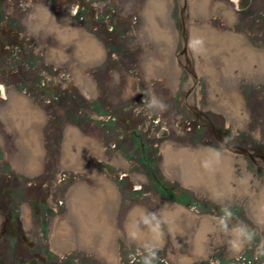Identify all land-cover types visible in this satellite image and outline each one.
I'll return each mask as SVG.
<instances>
[{
	"label": "rangeland",
	"instance_id": "obj_1",
	"mask_svg": "<svg viewBox=\"0 0 264 264\" xmlns=\"http://www.w3.org/2000/svg\"><path fill=\"white\" fill-rule=\"evenodd\" d=\"M192 1L166 2L164 23L172 38L164 52L163 42L147 26V0H0V83L9 97L0 100V253L10 257L11 237L23 233L38 251L43 246L42 256L53 250L57 260L65 256L69 264H110L90 240L99 235L98 227L111 226L110 247L117 257L111 264H119L121 255L128 258L151 241H143L137 230L132 232L137 236L128 231L130 213L137 209L167 216L166 210L176 217L174 225L168 219L163 227L161 261L264 264L256 255L264 242V63L257 60L251 67L247 57L227 51L226 59L216 52L207 58L190 56L186 46L191 26L210 24L242 35L245 44L264 52V0H252L245 10L233 0H211L205 14L195 12ZM22 3L31 6L21 8ZM40 8L49 11V23L54 18L75 22L79 32L98 42L100 54H80L89 46L71 37L64 46L66 56L61 60L57 49L53 55L49 46L58 41L54 32L39 26ZM107 40L115 49L111 54ZM85 78L93 84L90 89ZM149 90L168 106L158 114L160 125L153 123L157 116L137 115ZM232 91L241 97L237 114L222 105ZM12 94L43 112L32 124L43 146L33 170L27 166L28 146L7 116ZM165 126L167 131L161 132ZM71 128L85 137L81 145L78 139L71 142L78 159L72 164L63 158L66 141L74 136ZM225 134L234 137V144L221 149L223 139L217 136ZM168 145L176 150L172 163L166 157ZM184 148H217L223 158H234L232 167L224 160L207 172L201 167L203 158L182 154ZM61 175L68 177L63 183ZM99 176L116 195L106 205L108 213L94 218L84 214L83 243L73 214L74 187H102ZM241 178L247 183L241 184ZM224 204L257 232L252 246L233 251L227 243L230 235L218 233L215 218ZM62 221L69 240L58 247L53 232ZM200 237L203 249L196 252Z\"/></svg>",
	"mask_w": 264,
	"mask_h": 264
},
{
	"label": "bare ground",
	"instance_id": "obj_2",
	"mask_svg": "<svg viewBox=\"0 0 264 264\" xmlns=\"http://www.w3.org/2000/svg\"><path fill=\"white\" fill-rule=\"evenodd\" d=\"M167 1L168 0H147L146 5H145L146 16H147V20H148L147 26L150 30V33L153 36H155V38L157 40L163 42V47H165L164 48L165 50L163 49L164 52L168 51V45L171 43V38H172V35L169 31L168 26H166L164 23L165 22V9H166V2ZM192 2L193 3L195 2V8H196L194 10L195 12L205 14V13H208L209 10H211L210 9L211 3H212L211 0H195V1L193 0ZM225 13H226V15H228L230 17L233 16V12L230 10H225ZM38 15L40 16V20H39L40 25L39 26L44 25L49 31H52L56 34L55 38L54 39L52 38V39L55 41H58L57 45H54L53 43H52L53 45H51V46L48 45L49 47H51L50 50H52L53 55L55 54L54 53L55 49H57L59 51V58L60 59L64 58V56H66L64 46L69 42L68 40L71 37L73 38V40L76 39V41L78 43L82 42L81 44H87L89 46V48H86L85 51H84V47H83L81 49L80 54H84L90 58H91V56H95V55L100 54L101 48H99V46L97 44L98 42L96 43L95 39L91 35L86 34V33L84 34V33H82V31L79 32V29H78L75 22H73V21L67 22V21H62L61 19L59 20V19L54 18L53 20H51L53 22L49 23L48 22L49 17L51 16L49 11H46L45 9H41V8L38 12ZM159 16H160V19H157V17H159ZM161 19H162V21H161ZM37 24H38V22L35 23L34 26H37ZM39 26H37V27H39ZM69 30H70V32H69ZM190 33L195 35V36H200V37L204 38L205 47L207 48V53L204 54V56L206 58L209 56L211 57V54L214 52L218 53L223 59H226V57L228 56L229 53L234 54V56H237L240 53L239 56H245L251 61V67H253V63L257 60L260 63H261V61H262V63H264V52L257 51L252 46L245 44V42H243L244 39H243L242 35H239V34H236L233 32L220 31L210 24H204L202 26L193 25L188 30V37L190 36ZM52 36H53V33H52ZM69 45H70V43H69ZM90 45H92V47H90ZM74 47H76V46H74ZM225 51H227L229 53L227 54V53H225ZM228 65H229V60L227 58L226 63H225L223 68L227 70L226 67ZM262 65H264V64H262ZM149 67H151V65H149ZM205 72H206V70H205ZM208 72H210L212 74V71L209 70ZM85 84L87 87H89V89L93 85L90 79H86ZM215 88H217V87H215ZM224 95H225V93H224ZM222 102H223L222 105H224L227 108V110H229L232 114H237V113L241 112V103H242L241 97L239 96V94L236 91H232L230 94H228L227 98H224L222 100ZM6 112H7V116H9V118L11 120L10 126L16 125L19 128L18 132L28 146L29 155H28V159H27V166H28L29 170H33L39 162V157L43 153V146L40 142L37 129L35 128V126L33 127L32 124L34 122H37L40 119H42L43 112L41 110L33 107V105H31L30 102L24 96L18 95V94H12L11 95L10 100H9V106H8V109ZM239 117H240V115H239ZM4 119H6V118L4 117ZM21 121L22 122L24 121V124L20 126L19 122H21ZM8 125H9V122H8ZM71 131L73 132L74 136L68 137V140L66 141L65 153H64L63 158H64V160H68L72 164V163H77L78 159L76 157L77 155L74 154V151L71 148V142L76 141L78 139V142L81 141V143H80V145H81L84 142L85 137L82 136L80 134V132L75 128H71ZM208 149L209 148H201V149H198L197 151H191L189 149L184 148L180 152L182 154L186 153L187 155H190V156L195 155L196 157H199V159H200V157L204 159L206 157V153H207ZM175 151L176 150H174L171 145H168L166 147V155H167L166 157H167V159H169V163H172V161H171L172 155L176 154ZM182 151H185V153ZM227 158L226 159L223 158V161L225 160L228 163V165H229L228 167H232L231 163L233 162L234 158L232 156H227ZM226 173L228 174V172H226ZM99 179L103 185L102 187L99 186L98 188H94V189H91L90 187H88V185H77L76 187H74V193H73L74 196L72 198L73 199V214H74L75 218L78 219L77 223L80 224V227H81L80 228L81 231L78 234L79 235L78 239L83 243L86 241V237L84 236L83 231H82L83 226H84L82 218L84 217V214L89 215V213H90L91 216L94 215L95 217L98 215V213L104 215L105 212H107V206H106L107 203L112 202L111 200H113L114 196L116 195L114 187L111 186V184L109 183V181H107V179H105L102 176H99ZM76 201H81V202H79L81 205L80 206L76 205ZM165 209H167V207ZM164 211L167 215V218L171 222V224L174 225L175 224L174 219L176 217V212L173 213L171 211H169V212L166 210H164ZM142 213L148 214L147 212H145V210H137V209H135L134 211H132L130 213L129 220L127 222L128 231L130 233H132L134 230H137L139 233H141L140 238L143 241L148 240V239L151 240L152 237H151V234L149 233L147 226L143 225V223L140 221V216ZM94 216H93V218H94ZM204 220L207 221L206 219H204ZM104 222H106V224H107L106 219L104 220ZM208 223H210V221ZM106 227H108V228L105 229L104 227L103 228L98 227L99 235H97L95 238L91 239L90 241H91L92 246H94L96 249H98V251H100L101 255H103V258L108 263L111 264V263L115 262L117 257H116V254L113 252L112 248L110 247L111 241H112L111 240V231H112L111 226L110 227L106 226ZM137 228H139L140 230H138ZM67 230H68V228H67L66 222H64V221H62L60 224H58L56 226L53 234L55 237V245H57L58 247H63L65 240L66 241L69 240V238H67L68 236H66ZM94 232H95V230H94ZM93 236H95V235H93ZM201 240H202V238L197 241L196 252L203 249V242Z\"/></svg>",
	"mask_w": 264,
	"mask_h": 264
},
{
	"label": "clouds",
	"instance_id": "obj_3",
	"mask_svg": "<svg viewBox=\"0 0 264 264\" xmlns=\"http://www.w3.org/2000/svg\"><path fill=\"white\" fill-rule=\"evenodd\" d=\"M233 3L238 4V0H233ZM29 4H21V8L30 7ZM71 14L75 16L77 11L75 8L71 9ZM187 49L190 56H199L207 53V48L205 47V40L203 37L195 36L190 33L189 40L187 42ZM146 99L143 100V109H137V115L141 111H144L149 117L157 116L153 121L154 124L160 125L161 120L159 118V113H163L167 110V104L157 97L151 90L144 92ZM9 97L5 91V86L0 84V100L8 101ZM230 127L229 124L225 125ZM162 131H167V127H163ZM159 135V134H158ZM233 136L223 137V143L220 148L223 149L224 145H227L233 140ZM223 163V151L217 148H209L206 153L205 159L201 161V167L207 172H214L217 167ZM68 177L66 175H61L60 182L63 183ZM241 184H246L247 179L241 178ZM193 212L198 211V206L193 205ZM163 212H152L149 214L142 213L140 216V221L143 225L147 226L149 233L151 234V241L146 242L141 249H137L135 252L129 253L130 264H157L160 261L159 251L160 243L163 239V227L169 223L167 216L162 214ZM219 215L215 218V225L218 233H224L225 236L231 238L228 239L227 243L231 246L233 251L239 252L243 245L247 244L252 246L257 239V232L250 228L242 219L239 218L234 209L227 204H224L219 209ZM235 221V223H233ZM136 236V233H132ZM257 258H264V242H262L256 251ZM166 264V262H163Z\"/></svg>",
	"mask_w": 264,
	"mask_h": 264
},
{
	"label": "flooded vegetation",
	"instance_id": "obj_4",
	"mask_svg": "<svg viewBox=\"0 0 264 264\" xmlns=\"http://www.w3.org/2000/svg\"><path fill=\"white\" fill-rule=\"evenodd\" d=\"M247 8L248 6L242 9L240 8V10H245ZM11 240L14 242L12 252H10L11 256L8 257L0 253V258L4 260L5 264H69L68 258L65 259V256H61L60 260H57V253L53 250L44 251L45 256H42L43 246L40 248L41 251H38L35 243L29 241L23 233L12 236ZM119 258V264H130L129 257L123 258V255H121ZM177 259L180 260L179 258ZM163 262L169 264L167 260H160L157 264H163ZM174 263L180 264L177 261H174Z\"/></svg>",
	"mask_w": 264,
	"mask_h": 264
},
{
	"label": "water",
	"instance_id": "obj_5",
	"mask_svg": "<svg viewBox=\"0 0 264 264\" xmlns=\"http://www.w3.org/2000/svg\"><path fill=\"white\" fill-rule=\"evenodd\" d=\"M250 3H251V0H238V8H245ZM0 84H2V83H0ZM0 264H5V262H4V260L2 258H0Z\"/></svg>",
	"mask_w": 264,
	"mask_h": 264
},
{
	"label": "trees",
	"instance_id": "obj_6",
	"mask_svg": "<svg viewBox=\"0 0 264 264\" xmlns=\"http://www.w3.org/2000/svg\"><path fill=\"white\" fill-rule=\"evenodd\" d=\"M105 40H106V39H105ZM107 46H108V49H109V51H110V54H111L112 52L115 51L114 47L112 46V44H111L110 42H108V40H107ZM225 136H228V135L225 134V135H223V136H217V137H219L218 140L221 141V139H223V137H225ZM220 143L222 144V142H220ZM230 144H234V143H233V140H232L230 143H228V145H230ZM146 164H147V163H146Z\"/></svg>",
	"mask_w": 264,
	"mask_h": 264
},
{
	"label": "crops",
	"instance_id": "obj_7",
	"mask_svg": "<svg viewBox=\"0 0 264 264\" xmlns=\"http://www.w3.org/2000/svg\"><path fill=\"white\" fill-rule=\"evenodd\" d=\"M177 204V203H176ZM179 205V204H178Z\"/></svg>",
	"mask_w": 264,
	"mask_h": 264
}]
</instances>
